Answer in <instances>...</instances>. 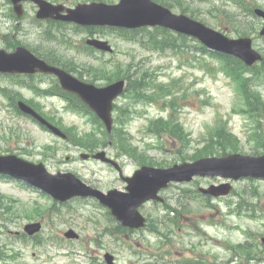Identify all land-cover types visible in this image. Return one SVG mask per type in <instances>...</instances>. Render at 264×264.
<instances>
[{
  "label": "rangeland",
  "instance_id": "1",
  "mask_svg": "<svg viewBox=\"0 0 264 264\" xmlns=\"http://www.w3.org/2000/svg\"><path fill=\"white\" fill-rule=\"evenodd\" d=\"M85 1L88 0L60 2L74 6ZM184 1L186 6H189V10L195 12L197 19L230 37L237 38L240 35L234 26L241 28L243 26L245 29H249L250 26L252 27L250 31H256L258 27V32L252 37L254 46L264 55V38L259 34L261 22L251 21L249 15L244 18L238 17L242 11L236 5L227 0ZM256 3L264 7V0H256ZM25 8L26 12L21 20H13L9 17L8 1L0 0V48L12 50L10 44L21 41V44L33 48L55 50L63 59L72 60L66 62L68 66L75 68L78 64L87 62V70L93 78L105 77V67L98 63L101 62V58L104 60L111 58V54L102 55L98 52L96 55H89L77 49V46L84 44L88 37L87 33L83 30H75L72 24L61 28L60 31L47 21L38 24L34 20L37 6L26 3ZM179 10L173 9L176 13H180ZM251 22L254 24L251 25ZM45 30L53 31L56 38L44 39ZM102 37L109 40L117 51L113 58L123 62L121 75L128 70V62L134 60L139 67H142V71L155 70L158 83H169L173 78L178 80L177 99L173 102H170L168 97L166 101L159 100L153 104L133 103L130 106L133 112L127 129L139 155L147 156L154 162L152 164H162L159 167L194 161V151L203 145V140L208 135V128L212 129L218 117L228 120L229 127L239 136L240 154L264 153V147L257 150L253 142L247 140L246 132L252 126V121L249 122L243 113L234 111L241 105V100L234 82L220 72L217 60L206 55L202 56L199 51L193 49L192 52L185 50L184 53H175L172 50L165 52L147 50L139 44L122 40L116 33L110 32ZM193 44L196 45L197 42ZM204 59L208 60L210 68L203 64ZM90 62L94 64H89ZM134 69H131V72H134ZM4 75L6 74H0V85L6 87L8 91H18L20 88L14 79ZM83 78H88L87 74ZM32 81L36 84L42 82L44 86H48L53 83V78L34 75ZM259 90L264 98V86ZM18 92L27 99L34 98L40 101L38 103L43 111L54 116L56 121L62 120L59 118L62 116L63 126H76L82 132L93 128L91 121L68 110L66 102L59 97L36 98V95L28 89ZM130 101V97L124 96L118 103L127 105ZM11 102L9 96L0 92V146H2L0 154H17L30 161H42L50 172H72L103 193L114 188L125 190L126 181L120 178L118 170L112 165L94 159L83 160L81 153L88 152L87 150L75 147L56 135L44 131L30 118L17 115ZM163 102L166 108H162ZM260 114L262 113H257ZM159 117L175 119V123L182 127V137L175 138L178 135L173 137L164 129L157 130L155 126H152L149 132L150 120ZM259 118L264 128V118L262 116ZM101 149L106 150L111 157L120 162L127 176L133 175L135 170L142 166L139 163L141 158L137 161L133 153H128L126 157H118L117 151L110 146ZM221 183L232 185L233 190L230 195L203 200L200 192H195L199 187ZM160 194L164 197V202L152 201L143 205L140 210L162 235L154 234L148 227L117 234L113 229L119 222L110 219L108 208L95 198L76 197L66 203H59L35 188L0 178V195L9 199L10 208L14 212L10 217L16 220V223H11L8 228L0 227V246L7 247L6 254L9 256L5 262L0 260V264H107L104 258L106 252L115 255L118 264L152 263L161 254H164V258H159L162 264H170L169 261L176 262L182 258L186 260L199 258L204 264H218L230 259L233 252L238 254L235 249L226 250L224 244L232 247L240 241H250L257 245L262 251L258 256L264 258L262 243L264 217L258 214L264 213V180L196 176L191 182L171 183ZM239 198L249 205L251 201L255 204V215L258 218L229 213V206L232 208L229 203L232 201L237 203ZM165 203L178 209V213L168 214ZM39 205L43 211L40 214L34 213V209ZM48 213H51V218L46 215ZM41 214H44L45 219L40 235L45 241L42 245H36L34 241L23 243L18 232L23 231L27 222L37 221ZM68 229H74L80 235L79 239L65 238L64 233ZM164 234H169V238ZM56 237L58 240L63 239V244L57 243ZM13 240L15 242L12 244ZM135 250L143 251L146 258L151 251L152 259L144 260L142 253H134ZM249 264H257V262ZM259 264H264V261Z\"/></svg>",
  "mask_w": 264,
  "mask_h": 264
},
{
  "label": "water",
  "instance_id": "2",
  "mask_svg": "<svg viewBox=\"0 0 264 264\" xmlns=\"http://www.w3.org/2000/svg\"><path fill=\"white\" fill-rule=\"evenodd\" d=\"M20 1L22 0H13L19 14L22 11V5L18 4ZM34 1L40 6L39 17H56L81 24H114L130 27L160 24L192 34L213 49L242 58L248 65H254L262 59V55L253 49L250 38H228L185 15H175L169 9L157 5L151 0H121V3L117 5L102 3L78 5L76 9H67L69 14L64 16L54 15L64 9L62 6H53L45 0ZM256 13L264 17V10L257 9ZM262 34L264 35V27ZM89 43L110 49L106 43L95 40L89 41ZM38 70L59 75L63 85L78 92L104 120L108 130H112V102L123 92L124 81L106 88L95 89L74 79L61 68L48 65L24 47H19L16 52L11 54L4 50L0 51V71L36 72ZM21 107L27 112L38 115L25 104H21ZM53 129L57 131L55 128ZM96 157L113 163L106 157L105 152L97 154ZM0 171L11 173L13 176H24L27 178L26 180L40 186L56 199L62 201L76 195L97 196L111 208L113 215L121 220L124 225L141 227L144 225L145 219L138 211V207L149 199H159L158 191L167 186L170 181L191 180L197 174L205 176L222 175L234 178L242 176L264 177V155L249 157L237 154L222 158L208 157L194 163L175 165L169 169L144 166L132 178L126 179L129 182L127 187L129 192L111 190L107 195L87 186L72 173L49 174L42 166L34 167L15 156L0 157ZM202 191L215 195L226 194L230 191V186H212L210 189H202ZM35 229L36 225L34 224L27 227L30 233H33ZM67 236L77 237L72 231ZM107 258L112 264L113 256L107 255Z\"/></svg>",
  "mask_w": 264,
  "mask_h": 264
},
{
  "label": "trees",
  "instance_id": "3",
  "mask_svg": "<svg viewBox=\"0 0 264 264\" xmlns=\"http://www.w3.org/2000/svg\"><path fill=\"white\" fill-rule=\"evenodd\" d=\"M163 2L166 5L169 6H177L181 11L187 12L188 6H186V2L184 0H159ZM163 32V34L167 37L176 38L178 36H175L171 34L170 32L162 29H158ZM185 40H181V44L185 45L186 47H189V44ZM168 41H171V39H168ZM167 40H164L163 37H160L159 35H152L150 34L149 42L153 45H155L157 48H160V50L166 49V47H177L178 44L168 42ZM202 47L204 51H207L205 47ZM38 53L46 58L48 61L54 64L62 65L63 67H66L67 69L71 70L72 67L68 66L66 61L63 59H60V57L52 56H46L44 53L39 52ZM211 57L217 59L221 63V69L228 75H230L233 79L236 80L239 90H241L243 98H245L246 105L249 106L250 112H252V117L255 118L254 112L257 110V107L260 103L264 104V101L261 98L260 92H257L253 89V86H255L258 83L264 82V61L255 66L254 68H248L246 67L240 60L232 57L223 55L220 53H211ZM54 57V58H53ZM132 67L136 66L134 63H131ZM84 69V68H83ZM122 69L119 67H110L105 69V77H103L106 81H112L116 78L124 77L127 78L129 81L128 90L130 92V97L133 101H145V100H155L160 97H164L167 95L173 96L174 93L172 91L173 87L176 85L173 84L175 82H171L169 84L165 83H156V78L153 75V73L149 71H142V69L136 70V72H131L130 67L128 70L121 75ZM248 72H251L250 77H246V74ZM102 79V80H103ZM173 101V100H172ZM80 102V101H79ZM119 106H117V109ZM81 109L89 112V110L84 106L81 105ZM121 114L117 115L116 121L119 123L127 122L129 115L127 112L120 110ZM258 117V116H257ZM256 117V118H257ZM175 122L171 119L165 120L164 118H159L152 121V126H155L157 130L164 129L165 131L169 132L171 135L176 137H182V127H180L178 124H174ZM256 129L253 134V137H250L256 141V145L258 147L262 146L264 147V132H263V126L256 119ZM73 140L76 144L85 147L87 149H96L101 146H107L109 140H112L113 145H115L118 150L123 151L124 153H133L135 157H140L141 161L143 163H148L150 161L147 160V158L144 155H139L137 153V148H135L126 133L123 132V130L119 127H116L113 134L109 135L104 130L101 137H97L96 134L88 133L84 136H78L73 135ZM240 141L238 137H236L234 134H232L228 128L226 122H219V124L214 128V130L210 134V139L208 143L201 149L197 150L196 155L194 157H200L205 155H224L232 151H237L238 145ZM122 153V152H121ZM152 163V162H150ZM1 200V199H0ZM0 206H2V203L0 201ZM8 212V211H7ZM236 249L238 252H240L243 260H253L256 259V253L257 250L255 246H252L250 244H239L236 246ZM239 264H243V262H239Z\"/></svg>",
  "mask_w": 264,
  "mask_h": 264
}]
</instances>
